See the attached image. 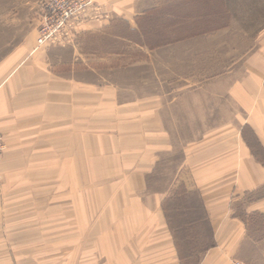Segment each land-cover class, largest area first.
Here are the masks:
<instances>
[{"label": "crops", "instance_id": "0c3cea01", "mask_svg": "<svg viewBox=\"0 0 264 264\" xmlns=\"http://www.w3.org/2000/svg\"><path fill=\"white\" fill-rule=\"evenodd\" d=\"M190 1L96 0L0 59V264H264V30L213 66L163 39Z\"/></svg>", "mask_w": 264, "mask_h": 264}, {"label": "rangeland", "instance_id": "374dc122", "mask_svg": "<svg viewBox=\"0 0 264 264\" xmlns=\"http://www.w3.org/2000/svg\"><path fill=\"white\" fill-rule=\"evenodd\" d=\"M188 4L193 11L183 12L179 32L167 33L163 39L190 38L199 58L213 55V66L223 56L232 61L239 51H248L264 30V0H193ZM38 5L39 1L32 8L21 0H0V59L21 43L29 30L40 26Z\"/></svg>", "mask_w": 264, "mask_h": 264}, {"label": "built area", "instance_id": "2783aa9c", "mask_svg": "<svg viewBox=\"0 0 264 264\" xmlns=\"http://www.w3.org/2000/svg\"><path fill=\"white\" fill-rule=\"evenodd\" d=\"M95 2L96 0H39L41 23L38 27L37 45L62 41L79 16L92 8ZM2 151L3 141L0 135V162ZM233 264L244 263L236 261Z\"/></svg>", "mask_w": 264, "mask_h": 264}]
</instances>
